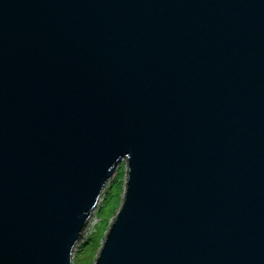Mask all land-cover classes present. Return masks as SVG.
Here are the masks:
<instances>
[{"label":"water","instance_id":"obj_1","mask_svg":"<svg viewBox=\"0 0 264 264\" xmlns=\"http://www.w3.org/2000/svg\"><path fill=\"white\" fill-rule=\"evenodd\" d=\"M264 264V0H0V264Z\"/></svg>","mask_w":264,"mask_h":264},{"label":"rangeland","instance_id":"obj_2","mask_svg":"<svg viewBox=\"0 0 264 264\" xmlns=\"http://www.w3.org/2000/svg\"><path fill=\"white\" fill-rule=\"evenodd\" d=\"M126 170V162L122 161L114 177L111 178L104 189L99 204L96 207V213L100 218L96 229L94 233L87 237V242L83 246L80 245L81 242L76 246L73 253V264H93L95 262L106 231L123 201ZM104 194L106 198L103 199Z\"/></svg>","mask_w":264,"mask_h":264},{"label":"built area","instance_id":"obj_3","mask_svg":"<svg viewBox=\"0 0 264 264\" xmlns=\"http://www.w3.org/2000/svg\"><path fill=\"white\" fill-rule=\"evenodd\" d=\"M99 216L96 213V209L94 210L92 216L89 219V222L84 230V239L85 240L89 235H91L92 233H94L95 229H96V225L99 222ZM82 240V241H83Z\"/></svg>","mask_w":264,"mask_h":264},{"label":"trees","instance_id":"obj_4","mask_svg":"<svg viewBox=\"0 0 264 264\" xmlns=\"http://www.w3.org/2000/svg\"><path fill=\"white\" fill-rule=\"evenodd\" d=\"M105 194H106V193H105ZM105 194H104V196H103V199L106 198V195H105ZM100 206H101V205H100ZM86 242H87V238H86L85 240L81 241V244H80V245L83 246V244L86 243Z\"/></svg>","mask_w":264,"mask_h":264}]
</instances>
